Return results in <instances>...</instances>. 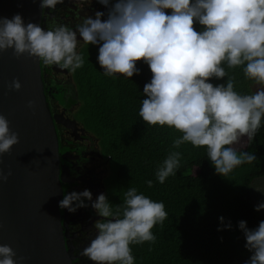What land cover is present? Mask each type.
I'll list each match as a JSON object with an SVG mask.
<instances>
[{
  "label": "clouds",
  "instance_id": "1",
  "mask_svg": "<svg viewBox=\"0 0 264 264\" xmlns=\"http://www.w3.org/2000/svg\"><path fill=\"white\" fill-rule=\"evenodd\" d=\"M62 0H39L40 14L55 9ZM107 11L87 16L72 30L66 25L45 29L27 22L21 14L0 16V54L11 49L19 58L27 54L46 66L74 73L83 67L77 52L80 41L98 48L97 63L104 75L139 74L138 61L145 63L150 82L145 83L139 109L149 126H168L182 135L173 141L178 149L185 143L206 148L215 173L227 177L243 164L257 161L254 153L237 152L232 145L246 137L249 142L264 119V0H98ZM170 10V11H166ZM194 24L201 26L197 31ZM77 33L79 35H77ZM94 46V47H95ZM242 68L246 79L261 87L252 94L235 90V79L226 69ZM213 84L212 79L226 78ZM10 88L18 91L19 80ZM29 108L33 102L29 101ZM19 142L9 121L0 114V154L9 153ZM181 153L172 151L157 169L159 183L176 174ZM11 176L0 172V183ZM149 187L152 181H147ZM92 193L71 192L59 207L74 213L87 207ZM98 219L96 235L81 255L93 264H134L130 245L154 243L152 229L168 217L163 202L153 201L134 187L124 194L115 210L103 193L91 203ZM264 208L258 204L256 211ZM223 224L224 218H219ZM230 229V222L224 225ZM238 227L245 237V248L252 254L245 264H264V221L248 229L246 221ZM220 230V229H218ZM68 235V234H67ZM73 254V251H72ZM15 251L0 244V264H16ZM76 260V256L73 254ZM77 264V260H76Z\"/></svg>",
  "mask_w": 264,
  "mask_h": 264
},
{
  "label": "trees",
  "instance_id": "2",
  "mask_svg": "<svg viewBox=\"0 0 264 264\" xmlns=\"http://www.w3.org/2000/svg\"><path fill=\"white\" fill-rule=\"evenodd\" d=\"M194 28L199 31L201 26ZM90 49L83 54V67L73 73L80 99L75 118L112 156L116 174L108 201L115 210L128 188L134 187L138 194L163 202L168 213L163 224L152 229L154 243L130 245L134 264H245L252 253L245 248L238 222L246 221L248 229H255L264 221V210H255L251 188L255 180L264 178V119L253 141L244 137L232 145L237 152L254 153L257 161L222 177L215 173L206 148L185 143L175 149L173 141L180 132L149 126L140 118L146 98L143 87L152 75L145 63L138 61L139 74L129 79L121 74L109 77L97 63L98 48ZM226 70L240 94H252L260 87L244 77L242 68ZM226 79L209 82L221 84ZM172 151L181 153L180 167L161 184L156 172ZM229 222L231 228H225Z\"/></svg>",
  "mask_w": 264,
  "mask_h": 264
},
{
  "label": "water",
  "instance_id": "3",
  "mask_svg": "<svg viewBox=\"0 0 264 264\" xmlns=\"http://www.w3.org/2000/svg\"><path fill=\"white\" fill-rule=\"evenodd\" d=\"M16 13L42 27L39 0H0V16ZM14 79L18 91L10 88ZM47 91L41 61L27 54L17 58L11 49L0 54V114L19 138L0 154V172H11L0 183V244L12 247L16 264H76L68 214L59 207L66 195L63 154Z\"/></svg>",
  "mask_w": 264,
  "mask_h": 264
},
{
  "label": "flooded vegetation",
  "instance_id": "4",
  "mask_svg": "<svg viewBox=\"0 0 264 264\" xmlns=\"http://www.w3.org/2000/svg\"><path fill=\"white\" fill-rule=\"evenodd\" d=\"M97 11L105 14L101 17L102 20L107 18L104 6L98 3V0H62L55 9L44 10L42 27L49 29L66 25L75 31L85 17L94 18ZM93 46L95 45H86L80 41L77 52L83 56L87 49L90 47L93 49ZM41 64L44 86L48 90L49 103L63 154L61 179L66 187V194L73 191L82 192L85 189L92 193V201H84L87 207L79 208L74 213L66 209L68 239L73 254L77 257V264H93L87 257L81 255V251L96 235L95 221L102 219L91 207V203L101 193L108 199L112 191V180L115 179L116 174L111 164L112 156L100 139L86 131L75 118L80 107V99L73 73L54 65L46 66L42 62ZM73 87L75 91L72 90Z\"/></svg>",
  "mask_w": 264,
  "mask_h": 264
},
{
  "label": "rangeland",
  "instance_id": "5",
  "mask_svg": "<svg viewBox=\"0 0 264 264\" xmlns=\"http://www.w3.org/2000/svg\"><path fill=\"white\" fill-rule=\"evenodd\" d=\"M95 48H96V46H95ZM260 87H258L257 90ZM251 188L253 189L252 197H253L254 204L257 206L258 204L264 203V178L255 180L252 183ZM260 210L263 211L264 208H262Z\"/></svg>",
  "mask_w": 264,
  "mask_h": 264
}]
</instances>
